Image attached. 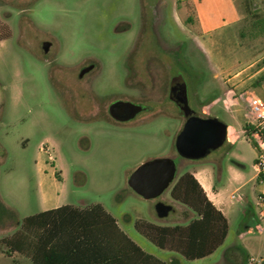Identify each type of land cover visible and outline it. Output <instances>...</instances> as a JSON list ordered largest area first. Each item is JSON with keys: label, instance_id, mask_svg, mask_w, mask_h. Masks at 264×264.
<instances>
[{"label": "rangeland", "instance_id": "rangeland-1", "mask_svg": "<svg viewBox=\"0 0 264 264\" xmlns=\"http://www.w3.org/2000/svg\"><path fill=\"white\" fill-rule=\"evenodd\" d=\"M235 1L236 22H224L194 41L193 23L191 32L167 22L160 28L166 38L160 42L163 51L152 25L140 22V0H0V264H34L23 254L7 256L1 243L24 217L53 206L92 203H100L131 238L170 264H250L248 256L264 260V222L256 219L252 225L254 214L230 200L243 190L235 191L239 183L225 170L237 166L238 153L244 171L251 173L255 147L240 132L242 111L228 113L220 101L229 87L253 90L264 101V0ZM174 76L185 84L196 112L202 102L220 96L211 111L240 134L235 145L198 160L181 157L174 141L186 112L180 114L169 100L160 105L163 115L155 105L148 118L141 111L129 121L86 113L91 106L83 86L96 85L99 101L108 105L111 91L124 94L127 86L148 79L160 85L158 80ZM158 157L176 162L175 178L186 172L184 162L190 169L220 158L224 170L218 183L225 190L230 225L213 253L186 259L158 248L135 229L139 218L167 226L188 222L183 205L170 202V186L159 197L144 199L127 183L139 164ZM159 200L173 207L165 217L155 212ZM189 216L194 214L189 211Z\"/></svg>", "mask_w": 264, "mask_h": 264}, {"label": "trees", "instance_id": "trees-1", "mask_svg": "<svg viewBox=\"0 0 264 264\" xmlns=\"http://www.w3.org/2000/svg\"><path fill=\"white\" fill-rule=\"evenodd\" d=\"M169 195L194 214H183L187 224L158 225L139 218L135 229L158 248L186 259L213 253L228 232L225 215L190 172L175 178ZM1 243L7 256L23 254L34 264H169L137 245L100 203L64 204L28 215Z\"/></svg>", "mask_w": 264, "mask_h": 264}, {"label": "crops", "instance_id": "crops-1", "mask_svg": "<svg viewBox=\"0 0 264 264\" xmlns=\"http://www.w3.org/2000/svg\"><path fill=\"white\" fill-rule=\"evenodd\" d=\"M140 3L143 9V12L140 16V22L142 24L148 23L152 25L153 39L156 43H158V49L163 51L164 47H161L160 42L162 41V39L166 38L164 33L160 31V28H163L162 26L167 22H172L176 26L180 25L181 29L183 27L186 31H191L192 28H190L188 25L190 23H193L194 27L198 30V32L195 31L194 34L192 33L194 37L192 40L194 41V39H196L195 37L203 38L206 33L211 34V32H213L216 28H220L221 26H223L224 22L233 23L236 22V20L239 18V11L235 0H140ZM147 19L150 20L147 21ZM191 32H193V30ZM188 45L192 46L191 43H189ZM193 46H195V48H199L196 42L193 44ZM219 97L220 96L214 97L207 103L202 102L197 113L204 117H216L212 114L211 108L214 103L218 102L217 99ZM157 111L162 115L165 113L164 108H160ZM240 132L243 134L242 130H240ZM239 139L240 134L236 131H232L230 126L226 124V134L223 142L218 147L211 149L209 153L215 149L221 150L226 145L228 147L231 145H235ZM256 151L257 150L255 149L254 156L251 159V173H249L248 171H244L246 165L243 162L241 155L238 153L235 154L234 158L236 159L237 166L228 165L225 167V170L231 173L233 179L238 181L239 183V185L235 188V191L239 189L243 190L237 196L234 195V197H232V193L229 198L230 200L235 199L236 201L240 202L242 207H244L243 209L246 213H252L251 216L254 214L252 221V225L254 226L258 224L256 221V219H258V213L256 215L254 211V202L257 195L264 191V185L259 181L256 170L254 168V161L257 156ZM227 152L228 151L226 150V153ZM208 163L195 164V166H193L192 168L187 169V163L184 162L183 169L186 170V172H190L193 174V176L202 186L208 199L225 215L229 226V205H227V199L225 198V190L219 188L218 183L222 180L224 167L219 157L210 159V162ZM247 175H249L248 178H246ZM170 202H172L173 204L175 201L172 200ZM55 207L57 206H53L51 208ZM183 208L184 211H182V216L183 214L189 215V211H186L187 208L185 206H183ZM117 224L121 228L118 221ZM240 233L241 232H239L238 235ZM131 239L143 250H145V248L141 246L139 242H137L133 238ZM155 256L164 260V258H161L157 255ZM168 263L170 264V262Z\"/></svg>", "mask_w": 264, "mask_h": 264}, {"label": "water", "instance_id": "water-1", "mask_svg": "<svg viewBox=\"0 0 264 264\" xmlns=\"http://www.w3.org/2000/svg\"><path fill=\"white\" fill-rule=\"evenodd\" d=\"M44 52L48 51V45H43ZM123 102H115L110 111L119 120H128L132 115H116V107ZM185 118L182 127L175 137L174 146L177 153L189 160H197L206 156L213 148L218 147L224 140L226 124L216 117H204L192 113ZM214 126H221L222 133L214 132ZM177 168L176 162L168 157L149 159L139 164L129 175L128 185L144 199L159 197L175 180ZM156 214L165 217L173 209L172 205L157 201L154 205Z\"/></svg>", "mask_w": 264, "mask_h": 264}, {"label": "flooded vegetation", "instance_id": "flooded-vegetation-1", "mask_svg": "<svg viewBox=\"0 0 264 264\" xmlns=\"http://www.w3.org/2000/svg\"><path fill=\"white\" fill-rule=\"evenodd\" d=\"M44 45H48V43H44ZM144 72H147L149 76H153L152 70L149 67L145 66ZM93 67L83 69L80 73L83 75L86 72L91 71ZM160 85H156V79H148L145 83L138 85L127 86V92L124 94H120L118 92L113 93V91L109 92V97L112 99L108 105H102L101 101H99V94L97 93L96 85L90 84L82 87V90L87 93V101L90 102V108L86 112L88 115L93 116L96 119H103L105 116H109L113 120L116 121H129L130 119L135 118L141 111L147 113V118L149 113L153 110V107L156 105L157 109H160V105L165 104L166 100H169L175 104H177L180 114H183L187 117L189 115V109L193 110L192 113L198 114L194 109L190 108L185 84L181 80L180 77L174 76V78L166 80H158ZM145 88L148 89L145 91ZM160 90H163L159 92ZM157 93V94H156ZM74 95V94H73ZM115 102H123L125 104H120L116 107V115L124 117L128 115H132L134 111H136L131 118L128 120H119L112 115L110 111V107ZM191 105V104H190ZM200 115V114H199ZM214 132L222 133L221 126H214Z\"/></svg>", "mask_w": 264, "mask_h": 264}, {"label": "built area", "instance_id": "built-area-1", "mask_svg": "<svg viewBox=\"0 0 264 264\" xmlns=\"http://www.w3.org/2000/svg\"><path fill=\"white\" fill-rule=\"evenodd\" d=\"M220 101L228 113L237 109L242 111L245 120L242 132L254 143L257 150L254 168L259 181L264 185V101L253 90L235 91L230 87L225 91ZM254 207L257 210L258 219L262 220L264 217V191L257 195ZM248 261L250 264H264L262 258L256 259L252 256L248 257Z\"/></svg>", "mask_w": 264, "mask_h": 264}]
</instances>
